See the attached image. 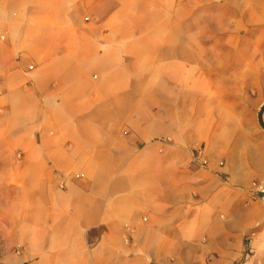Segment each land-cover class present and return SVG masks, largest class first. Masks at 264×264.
<instances>
[{"label": "crops", "instance_id": "crops-1", "mask_svg": "<svg viewBox=\"0 0 264 264\" xmlns=\"http://www.w3.org/2000/svg\"><path fill=\"white\" fill-rule=\"evenodd\" d=\"M215 1L0 0V264H264V0Z\"/></svg>", "mask_w": 264, "mask_h": 264}, {"label": "rangeland", "instance_id": "rangeland-1", "mask_svg": "<svg viewBox=\"0 0 264 264\" xmlns=\"http://www.w3.org/2000/svg\"><path fill=\"white\" fill-rule=\"evenodd\" d=\"M216 4L220 3V0L215 1ZM204 14V13H203ZM263 34V33H261ZM213 36H216L213 34ZM213 46H216L213 44ZM264 46V44H262ZM213 67H219L218 64L213 65ZM219 69V68H218ZM213 78L216 79V76L214 75ZM200 83L198 85L197 91H196V98L198 100H204V98H208V96L211 95V99H219L220 98V92L215 91V85L212 88V91L210 92L208 89L210 85H206L204 81L198 82ZM162 94L158 93L156 91L149 92L148 96V104L146 107L147 111V117L152 121V118L156 117L157 112L159 110L158 107V101L161 100ZM196 139L193 140L190 146L185 147L186 150H194L195 152L203 150L204 149V144H205V137L203 133L197 132ZM148 145H160L162 148H176L179 146L177 142L173 139L171 135H166L164 137H153L149 140H147ZM182 146V145H181ZM246 193L248 194V201H246V206L247 207H252L255 202H262L264 204V186H263V191L256 186L253 185V182L251 183L250 187L248 189H245ZM2 223L3 221L0 219V259L1 255L4 253L3 252V245H4V240L6 238L4 231L2 230ZM251 233V232H250ZM18 252V249L16 250ZM13 251L9 253V255H12ZM1 261V260H0Z\"/></svg>", "mask_w": 264, "mask_h": 264}, {"label": "built area", "instance_id": "built-area-1", "mask_svg": "<svg viewBox=\"0 0 264 264\" xmlns=\"http://www.w3.org/2000/svg\"><path fill=\"white\" fill-rule=\"evenodd\" d=\"M30 69H33V66L30 65L29 66ZM2 80L0 79V84H1ZM197 162H199V164L203 167L206 166L208 164L207 160L204 158L203 153L201 151H199V154L196 158ZM78 176H82V175H78ZM253 185L256 186L257 188H259V190L261 189V191H263V186H260L259 183L257 181L253 182ZM62 188H64V184L61 185Z\"/></svg>", "mask_w": 264, "mask_h": 264}]
</instances>
